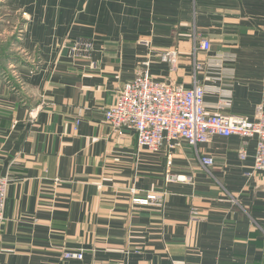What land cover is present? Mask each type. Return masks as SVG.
<instances>
[{"label":"crops","instance_id":"crops-1","mask_svg":"<svg viewBox=\"0 0 264 264\" xmlns=\"http://www.w3.org/2000/svg\"><path fill=\"white\" fill-rule=\"evenodd\" d=\"M4 5L22 34L0 47V176L11 179L0 264H264L256 139L152 153L105 120L144 70L161 83H199L210 113L264 111V0ZM77 41L92 44L89 55L71 54ZM171 52L175 65L161 60ZM67 250L84 259L66 260Z\"/></svg>","mask_w":264,"mask_h":264},{"label":"built area","instance_id":"built-area-1","mask_svg":"<svg viewBox=\"0 0 264 264\" xmlns=\"http://www.w3.org/2000/svg\"><path fill=\"white\" fill-rule=\"evenodd\" d=\"M199 45L204 51L211 48L206 39H201ZM91 51L92 44L85 41H77L71 47V54L76 57L87 56ZM161 60L175 65L177 54H163ZM105 120L115 132L134 131L138 147L152 153L160 152L164 147L175 148L181 143L198 147L209 143L214 137L256 139L254 166L264 182V111H259L253 119L223 112L210 113L205 108L204 87L199 83L190 88L166 84L152 79L146 70L139 71L132 81L123 86L116 101L106 109ZM240 156L246 158L245 149ZM201 163L209 168L214 166L215 160L211 156H203ZM10 183V178L0 176V226L5 219ZM148 198L157 200L154 195ZM64 258L68 261H82L84 252L67 250Z\"/></svg>","mask_w":264,"mask_h":264},{"label":"rangeland","instance_id":"rangeland-1","mask_svg":"<svg viewBox=\"0 0 264 264\" xmlns=\"http://www.w3.org/2000/svg\"><path fill=\"white\" fill-rule=\"evenodd\" d=\"M0 47L7 49V46L12 43L14 37L20 39L21 29L14 25L15 19L11 16L10 12L7 11L5 5L7 0H0ZM3 2V3H2ZM20 62L23 59H19ZM5 77L13 80L11 75L4 74ZM8 75V76H6Z\"/></svg>","mask_w":264,"mask_h":264}]
</instances>
